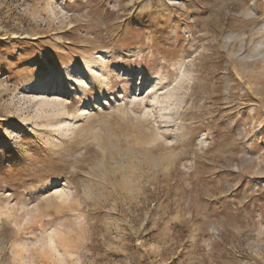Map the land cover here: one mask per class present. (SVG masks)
Returning a JSON list of instances; mask_svg holds the SVG:
<instances>
[{"label": "rangeland", "instance_id": "obj_1", "mask_svg": "<svg viewBox=\"0 0 264 264\" xmlns=\"http://www.w3.org/2000/svg\"><path fill=\"white\" fill-rule=\"evenodd\" d=\"M0 264H264V0H0Z\"/></svg>", "mask_w": 264, "mask_h": 264}, {"label": "bare ground", "instance_id": "obj_2", "mask_svg": "<svg viewBox=\"0 0 264 264\" xmlns=\"http://www.w3.org/2000/svg\"><path fill=\"white\" fill-rule=\"evenodd\" d=\"M47 104V102H45V104L44 105H46Z\"/></svg>", "mask_w": 264, "mask_h": 264}]
</instances>
